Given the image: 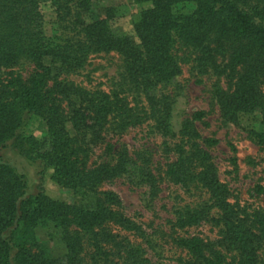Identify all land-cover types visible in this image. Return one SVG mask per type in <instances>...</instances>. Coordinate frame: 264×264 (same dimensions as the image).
<instances>
[{"label":"trees","instance_id":"obj_1","mask_svg":"<svg viewBox=\"0 0 264 264\" xmlns=\"http://www.w3.org/2000/svg\"><path fill=\"white\" fill-rule=\"evenodd\" d=\"M132 1L150 5L133 24L137 43L129 36L116 34L109 26L110 16L87 21L93 0H0V68L11 70L22 59L35 65L25 80L11 72L0 81V151L10 142L18 156L42 167L41 174L51 169L53 182L88 199L81 206H69L50 200L42 190L26 196L24 177L0 162V264H79V237L70 233L69 227L92 230L111 221L125 230L135 229L107 206L112 195L97 189L103 180L125 172L121 154L113 166L89 168L83 160L87 147L82 145L88 133L92 134L94 127L101 126L121 107L104 93L97 99H88L86 106H62V99L68 98L61 99L60 86L48 87L51 64L59 69L79 68L92 53L116 52L131 84L153 105L156 100L150 91L179 74L171 51L179 42L194 53L201 73L210 71L226 80L228 87L215 91L226 122L235 123L240 115L254 112L264 120V0ZM42 3L51 5L60 24H70L66 28L70 27L73 37L45 35ZM183 3L194 4V10L173 11ZM151 112L160 124L168 116L155 104ZM30 115L45 121V139L19 132L24 116ZM117 116L120 119L121 111ZM68 121L74 136L66 129ZM252 134L256 143L264 147V133ZM195 156L203 163L199 181L222 207V223L239 251L238 264H254L251 253L258 235L256 228L252 229L247 220L232 218L233 212L227 211L224 204L226 189L218 182L208 156L203 152ZM184 162L187 163L180 159L167 172L174 183H182L190 173ZM189 215L186 222L195 224V214ZM47 225L62 229L66 252L61 258L51 257L48 248L36 239V230ZM180 244L202 264H225L219 254L205 257L198 238L182 240Z\"/></svg>","mask_w":264,"mask_h":264},{"label":"rangeland","instance_id":"obj_2","mask_svg":"<svg viewBox=\"0 0 264 264\" xmlns=\"http://www.w3.org/2000/svg\"><path fill=\"white\" fill-rule=\"evenodd\" d=\"M149 7L132 0H93L86 20L110 16V28L137 43L133 24ZM193 10L192 3L173 9L176 13ZM40 12L47 37H73L70 27L66 28L70 24H60L49 3H42ZM171 51L179 74L149 93L156 100L154 104L168 114L161 124L152 115L154 104L150 105L142 91L131 84L116 52L92 53L79 68L50 65L48 87L60 86L61 99L68 98L62 99V106H86L88 99L104 93L121 107L120 119L115 117L117 111L94 127L93 137L88 133L82 145L87 147L83 160L89 168L113 166L121 154L125 172L103 180L97 189L112 195L107 206L135 229L125 230L111 221L92 230L69 227V232L79 237V264H202L180 244L193 237L202 242L205 257L219 254L225 264H238L239 251L222 223V207L199 181L203 163L196 152L208 156L218 182L226 189L224 204L233 212L232 218L247 220L252 229L256 228L259 236L253 240L251 255L254 264H264V231L260 233L264 230V147L252 134L264 133V120L254 112L240 115L235 123L226 122L215 97L217 89L228 87L224 77L210 71L201 73L194 53L179 42ZM34 70V63L22 59L11 70L0 68V81L11 72L25 80ZM66 129L75 135L70 121ZM19 132L43 140L47 126L39 116H24ZM180 159L187 161L184 168L189 167L186 171L190 173L182 183H174L167 172ZM0 162L24 177L26 196L42 190L50 200L69 206H81L88 200L53 182L51 169L41 174L42 167L18 156L10 142L0 151ZM189 213L195 214V224L186 222ZM62 236V229L53 225L36 230L37 241L53 258H61L66 252Z\"/></svg>","mask_w":264,"mask_h":264}]
</instances>
